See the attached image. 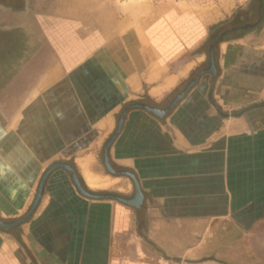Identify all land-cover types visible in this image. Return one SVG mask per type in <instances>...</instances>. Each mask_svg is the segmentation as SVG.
Instances as JSON below:
<instances>
[{
	"label": "crops",
	"instance_id": "0c3cea01",
	"mask_svg": "<svg viewBox=\"0 0 264 264\" xmlns=\"http://www.w3.org/2000/svg\"><path fill=\"white\" fill-rule=\"evenodd\" d=\"M7 12L0 26L16 29H0L20 48L0 51V220L24 217L59 162L88 192L131 198L136 183L142 196L86 197L54 167L33 212L0 227V264H191L223 221L264 233L251 229L264 219V20L214 40L229 65L207 73L198 23L140 34L61 8Z\"/></svg>",
	"mask_w": 264,
	"mask_h": 264
},
{
	"label": "rangeland",
	"instance_id": "374dc122",
	"mask_svg": "<svg viewBox=\"0 0 264 264\" xmlns=\"http://www.w3.org/2000/svg\"><path fill=\"white\" fill-rule=\"evenodd\" d=\"M251 0H0L9 3L12 10H7L0 5V10L8 11L15 19L30 20L35 18L56 17L59 9L62 12L72 13V17H77L79 23H94L99 30L107 25L117 26L119 22H125L126 30H137L140 34L149 32L150 28L158 25L164 26L171 20L174 24H199L202 32L206 35L205 52L207 53L205 62L200 68H208L210 59V46L213 45L212 57L214 59V73L217 67H228V60L224 62L215 61V54L221 58L223 46H215L213 43L220 32L236 24V17L240 16L248 23L253 22V16L247 14L248 3ZM253 1V0H252ZM257 1V0H256ZM253 2L251 8L258 6L259 2ZM0 11V13H2ZM190 19L183 20L187 16ZM75 15V16H74ZM4 16V15H3ZM3 16H0L2 18ZM10 16V15H9ZM10 16V17H12ZM186 16V17H184ZM4 17L7 18L5 15ZM183 17V18H182ZM0 21V23H3ZM168 21V22H167ZM192 21V22H191ZM241 20H238L240 22ZM242 22V21H241ZM219 23H221L219 25ZM219 25L215 29L214 25ZM1 25V24H0ZM4 31L16 28L0 26ZM96 28V29H97ZM0 29V51L8 49L15 51L19 49L20 42L11 32L8 35ZM5 34H4V33ZM240 32V31H239ZM217 34V35H216ZM13 35V36H12ZM235 35V34H234ZM11 38L10 42H4L6 38ZM230 37V36H229ZM229 40V39H228ZM6 44L9 46L6 47ZM18 47V48H17ZM227 49V48H226ZM230 49V48H228ZM227 49V50H228ZM224 54V53H223ZM219 60V59H218ZM221 63V64H220ZM208 65V66H207ZM228 69V68H227ZM212 73V71H205ZM260 224L251 229L264 226V219ZM205 259L201 262L191 264H264V233H248L247 230L238 227L235 229L232 224L222 222L221 228H215L207 232L205 237V250L202 252Z\"/></svg>",
	"mask_w": 264,
	"mask_h": 264
},
{
	"label": "water",
	"instance_id": "95a60500",
	"mask_svg": "<svg viewBox=\"0 0 264 264\" xmlns=\"http://www.w3.org/2000/svg\"><path fill=\"white\" fill-rule=\"evenodd\" d=\"M210 59H209V66H208V68L206 69V71H214V59H213V57H212V49H213V45H211L210 46ZM195 82V79H192L191 81H190V85L192 84V83H194ZM187 88V87H186ZM186 90V89H185ZM184 94V91H182L180 94H178L177 95V97H176V99L172 102V104L179 98V97H181L182 95ZM134 106H139V107H144V108H146L147 110H149V111H152V112H155V113H161V112H163V111H161V110H159V109H156V108H152V107H149V106H147L146 104H143V103H136ZM123 114H124V112H123ZM123 114L121 115V117L118 119V126H117V128H116V130H115V133L112 135V137L107 141V143H106V145H105V151H106V149L108 148V146L110 145V143L112 142V140L114 139V137H115V134L118 132V130H119V128H120V125H121V122H122V116H123ZM106 154V153H105ZM105 165H106V167H107V169L109 170V171H111V172H113V173H115L116 171H114L112 168H111V166L109 165V163H108V159H107V156L105 155ZM57 166H60V167H63V168H65L66 170H68L69 171V173H70V175H71V178H72V180H73V182H74V184H75V186H76V188H77V190L79 191V193L81 194V195H83V196H86V197H91V198H104V197H110V198H113V199H117V200H120V201H122L123 203H126V204H131V205H137L138 204V202L141 200V192H140V190H139V188H138V185L135 183V194L131 197V198H124V197H121V196H118V195H115V194H97V193H91V192H88L86 189H84L83 187H82V185L80 184V182H79V180H78V178H77V176H76V174H75V172H74V170H73V168L69 165V164H67V163H63V162H59V163H55V164H53L45 173H44V175H43V177H42V179H41V181H40V184H39V187H38V191H37V193H36V196H35V199H34V201H33V204H32V206H31V208L29 209V211L27 212V214L24 216V217H22V218H20V219H18V220H16V221H14V222H12V223H7V222H2L1 220H0V227L1 228H3V229H7V228H9V227H12V226H16L17 224H19V223H21L23 220H25L32 212H33V210L35 209V207H36V205H37V203H38V201H39V198H40V195H41V188H42V184H43V182H44V179L46 178V176L48 175V173L50 172V170L51 169H53L54 167H57ZM117 173H119V172H117ZM121 173H123V172H121ZM124 174H128V175H130L131 177H132V175L131 174H129V173H127V172H124Z\"/></svg>",
	"mask_w": 264,
	"mask_h": 264
},
{
	"label": "flooded vegetation",
	"instance_id": "af4514ba",
	"mask_svg": "<svg viewBox=\"0 0 264 264\" xmlns=\"http://www.w3.org/2000/svg\"><path fill=\"white\" fill-rule=\"evenodd\" d=\"M6 6L4 5V2H0V5L2 7H4L5 9H7L6 7H9V9L12 10V7L9 6V3H5ZM247 14L249 16H253V22L250 23H242L241 21L238 22V20H240L241 15L236 17V24H233L232 26H230V28L225 29L224 31L220 32L217 36H221V37H228V36H233L234 34L236 35V33H238L241 29L243 28H247L248 29H252L254 28L257 23H259V21L264 20V13L260 12L257 13L256 11L253 10V8L247 10ZM257 21V22H256Z\"/></svg>",
	"mask_w": 264,
	"mask_h": 264
},
{
	"label": "trees",
	"instance_id": "16d2710c",
	"mask_svg": "<svg viewBox=\"0 0 264 264\" xmlns=\"http://www.w3.org/2000/svg\"><path fill=\"white\" fill-rule=\"evenodd\" d=\"M254 1H256V0H253V1L251 0V1L248 3L247 7H244L245 10H249V9H251V7L253 6V2H254ZM256 2H259V3H258V6L256 7V10H255V8H254L253 10L256 11L257 13H260V12L264 13V0H257ZM240 20H241L242 23H244V24L248 23L247 21H244V20L242 19V17L240 18ZM220 24H221V23H219V25H220ZM219 25H218V24H217V25H214V26H212L211 28L215 29V28L218 27ZM240 32L245 33V32H246V28L241 29ZM219 38L221 39L222 37H219Z\"/></svg>",
	"mask_w": 264,
	"mask_h": 264
}]
</instances>
